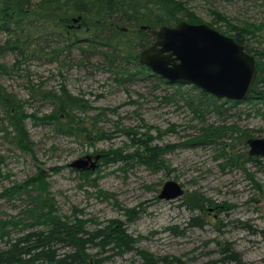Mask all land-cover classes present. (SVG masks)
Listing matches in <instances>:
<instances>
[{
  "label": "rangeland",
  "instance_id": "obj_1",
  "mask_svg": "<svg viewBox=\"0 0 264 264\" xmlns=\"http://www.w3.org/2000/svg\"><path fill=\"white\" fill-rule=\"evenodd\" d=\"M181 1L188 2L208 25L215 20L213 10L235 25L264 22V0ZM213 27L227 31L222 21ZM7 39L8 35L0 32V46ZM63 44L64 38L56 35L51 49H61ZM250 47L264 48V29L251 40ZM54 57L50 53L41 60L16 66L20 60L17 54L2 52L0 64L11 72H0V85L23 103L27 114L39 118L55 110L39 94L60 93L61 86L66 85L72 95L83 98L89 106L85 114H80L85 126L90 129L94 125L100 133H94L91 140L68 136L57 133L52 123L29 117L24 129L32 152H24L11 142L14 133L0 107V195L43 170L59 214L69 220L78 217L89 229L119 219L129 233L139 237L140 248L158 256L205 264L220 257V245H231L247 264H264V157L250 159L247 144L250 138H264V103L218 99V104L223 103L220 111L210 108L198 116L183 98L186 92L198 94L200 89L194 85L180 89L152 71L138 73L134 63L123 64L125 80L119 83L101 51L83 55L74 46L50 61ZM3 126L8 127L10 135H5ZM231 126L239 132H227L222 142L192 144L204 128ZM132 138L173 146L164 156L166 164L158 167L144 162V155L149 154L134 145ZM112 150L130 154L133 160L128 164L108 162L103 155ZM86 155L92 156L94 168L92 162L83 170L71 167ZM230 158L238 164H232ZM83 173H88L87 179ZM170 180L184 187V195L172 201L160 199L163 186ZM22 199L26 195L13 200L0 197V219L19 216L25 207ZM192 218H200L204 226H191ZM136 260L134 254H126L106 264H131Z\"/></svg>",
  "mask_w": 264,
  "mask_h": 264
},
{
  "label": "trees",
  "instance_id": "obj_2",
  "mask_svg": "<svg viewBox=\"0 0 264 264\" xmlns=\"http://www.w3.org/2000/svg\"><path fill=\"white\" fill-rule=\"evenodd\" d=\"M188 4L181 0H0V32L8 35L5 44L0 46V54L4 51L16 53L20 58L16 66H19L27 60H41L50 53L55 54L50 61L57 60L61 51L71 50L74 46L83 55L101 51L108 69L114 72L117 82L122 83L126 73L121 69L124 63H134L139 67L138 73L151 72L139 63V55L154 43L152 30L163 25L174 26L182 20L203 23ZM211 13L215 20L210 25L224 22L227 31L221 32L236 39L255 57L258 75L246 101L264 103V48L250 47L251 40L264 29V22L235 25L221 13L215 10ZM77 17H81V28L69 27ZM144 26L147 29H143ZM56 35L64 38L61 49H51ZM53 36L54 40L51 39ZM48 49L51 50L48 52ZM0 72L9 74L11 71L0 64ZM177 86L181 89L184 85ZM186 94L184 100L198 116L210 108L220 111L223 106V103L218 104L216 97L201 89L195 96ZM39 95L55 109L42 118L27 114L23 103L0 85V107L14 133L10 139L22 151L32 152L29 135L24 129V121L29 117L40 123H52L57 133L68 136L91 140L95 139L94 133H100L94 125L90 129L85 126V119L80 114H85L89 106L83 98L72 95L66 85L61 86L60 93L43 91ZM3 130L5 135H10L8 127L3 126ZM121 132L131 135L126 130ZM227 132H239V129L234 126L204 128L192 144L222 142ZM243 135L247 136L245 131ZM150 140L131 139L134 145L144 148L150 155H144V162L164 166L167 162L164 156L172 152L173 146L152 145ZM103 158L126 164L133 160L130 154L121 150H112ZM249 158L259 160L251 155ZM229 161L238 164L231 158ZM82 177L87 179L88 173H83ZM46 179L44 171L40 170L23 184L0 195L9 200L26 195V199H22L25 207L19 216L0 219V264H106L114 257L126 254L137 256L131 264H186L181 257L158 256L140 248L139 237L129 233L126 224L119 219L89 229L87 222L78 217L69 220L60 215ZM190 225L202 228L204 222L192 218ZM15 232L16 237L13 236ZM220 248V257L205 264H247L231 245H220Z\"/></svg>",
  "mask_w": 264,
  "mask_h": 264
},
{
  "label": "water",
  "instance_id": "obj_3",
  "mask_svg": "<svg viewBox=\"0 0 264 264\" xmlns=\"http://www.w3.org/2000/svg\"><path fill=\"white\" fill-rule=\"evenodd\" d=\"M80 20L81 17L73 18L74 23ZM151 33L155 41L140 53L139 63L155 75L169 83L194 85L217 99L238 102L248 99L258 69L255 57L236 39L206 23L186 20L174 26L163 25ZM247 144L251 156L264 157V138H250ZM92 161V156L86 155L71 167L83 170ZM94 167L92 162L91 168ZM184 192L181 184L170 180L159 197L172 201Z\"/></svg>",
  "mask_w": 264,
  "mask_h": 264
},
{
  "label": "flooded vegetation",
  "instance_id": "obj_4",
  "mask_svg": "<svg viewBox=\"0 0 264 264\" xmlns=\"http://www.w3.org/2000/svg\"><path fill=\"white\" fill-rule=\"evenodd\" d=\"M72 24L69 27H71V28H73V27L81 28V23L80 22L79 23H76L77 24L76 26L75 25H72Z\"/></svg>",
  "mask_w": 264,
  "mask_h": 264
}]
</instances>
